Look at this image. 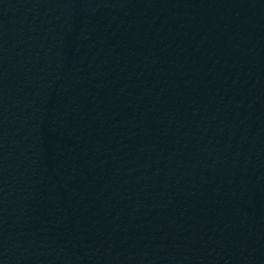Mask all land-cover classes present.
I'll return each mask as SVG.
<instances>
[{"label":"water","instance_id":"water-1","mask_svg":"<svg viewBox=\"0 0 264 264\" xmlns=\"http://www.w3.org/2000/svg\"><path fill=\"white\" fill-rule=\"evenodd\" d=\"M0 264H264V0H0Z\"/></svg>","mask_w":264,"mask_h":264}]
</instances>
